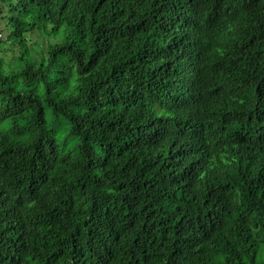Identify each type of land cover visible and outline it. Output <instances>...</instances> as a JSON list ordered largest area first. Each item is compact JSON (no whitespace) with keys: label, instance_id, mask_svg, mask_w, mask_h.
Segmentation results:
<instances>
[{"label":"trees","instance_id":"1","mask_svg":"<svg viewBox=\"0 0 264 264\" xmlns=\"http://www.w3.org/2000/svg\"><path fill=\"white\" fill-rule=\"evenodd\" d=\"M0 264H264V0H0Z\"/></svg>","mask_w":264,"mask_h":264},{"label":"rangeland","instance_id":"2","mask_svg":"<svg viewBox=\"0 0 264 264\" xmlns=\"http://www.w3.org/2000/svg\"><path fill=\"white\" fill-rule=\"evenodd\" d=\"M30 38H31V40H33V41H35V43H38V46H39V44H41L42 43V38L39 36V34L36 32V31H34V32H32L31 34H29L28 35ZM48 39V38H47ZM42 46H40V47H38V48H41ZM34 48H36L35 46L34 47H31L30 48V50H33ZM44 49H40L39 50V52L41 53V51H43Z\"/></svg>","mask_w":264,"mask_h":264}]
</instances>
